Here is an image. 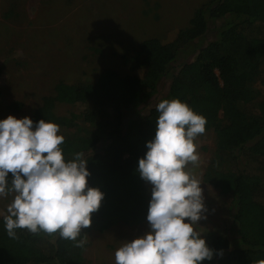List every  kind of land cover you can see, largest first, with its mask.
Returning <instances> with one entry per match:
<instances>
[{"label": "trees", "instance_id": "obj_1", "mask_svg": "<svg viewBox=\"0 0 264 264\" xmlns=\"http://www.w3.org/2000/svg\"><path fill=\"white\" fill-rule=\"evenodd\" d=\"M123 59L131 72L107 68L93 81L56 82L29 116L59 125L65 159L83 153L90 173L87 184L104 193L90 226L77 239L119 222L146 220L151 195L136 170L138 158L155 133L156 103L178 99L205 117V131L214 133L203 182L231 198L225 233L206 241L223 254L214 252L201 264H262L264 93L254 83L264 63V0H205L172 43L147 37ZM139 66L142 75L133 73ZM58 103L84 107L58 114ZM21 106L13 100L7 109L17 112ZM15 231L16 238L7 235L1 215L0 264L86 262L87 242L80 247L58 233Z\"/></svg>", "mask_w": 264, "mask_h": 264}, {"label": "clouds", "instance_id": "obj_2", "mask_svg": "<svg viewBox=\"0 0 264 264\" xmlns=\"http://www.w3.org/2000/svg\"><path fill=\"white\" fill-rule=\"evenodd\" d=\"M155 108V133L136 169L152 186L149 228L115 250V264H201L214 252L223 254L194 227L206 219L207 208L201 181L187 165L199 163L194 139L204 133L206 118L178 99H162ZM58 132L59 125L45 119H0V198L12 196L7 214L0 215L9 237L16 238V229L58 233L82 247L86 240L77 237L90 226L104 193L87 184L83 153L65 159Z\"/></svg>", "mask_w": 264, "mask_h": 264}, {"label": "rangeland", "instance_id": "obj_3", "mask_svg": "<svg viewBox=\"0 0 264 264\" xmlns=\"http://www.w3.org/2000/svg\"><path fill=\"white\" fill-rule=\"evenodd\" d=\"M205 0H0V119L11 114L30 116L56 82L93 81L104 69L131 72L124 54H133L139 42L157 37L172 43L188 24L194 9ZM191 48V47H190ZM254 86L264 93V63ZM133 73L142 75L143 67ZM22 102L12 112L7 104ZM83 104H56L58 114H68ZM200 160L187 170L201 181L206 219L195 225L205 241L224 234L230 218V195L203 182V171L214 148V133L206 130L195 139ZM151 195V184L146 181ZM12 196L0 198V210ZM1 216V215H0ZM149 228L119 222L104 231L86 233L85 264H115V250Z\"/></svg>", "mask_w": 264, "mask_h": 264}]
</instances>
